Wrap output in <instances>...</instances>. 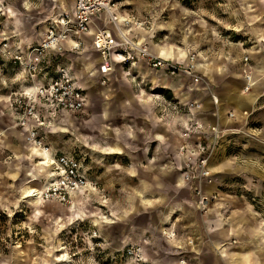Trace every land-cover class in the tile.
I'll return each mask as SVG.
<instances>
[{
  "label": "rangeland",
  "instance_id": "rangeland-1",
  "mask_svg": "<svg viewBox=\"0 0 264 264\" xmlns=\"http://www.w3.org/2000/svg\"><path fill=\"white\" fill-rule=\"evenodd\" d=\"M63 1L66 2L65 11L72 13L74 0H0V31L7 36H18L21 41L25 38L29 43L24 45L29 46L41 39L44 26L56 18V13L61 15ZM114 1L120 15L132 20V24L124 29H129L131 38L139 42L145 40L149 47L150 43L154 46V53L156 49L166 51L184 63L189 54L195 55L196 72L201 79L195 82L185 75H166L171 86L180 88L175 95L171 88L159 89L156 87L162 84L149 82L154 71L146 67L129 70L117 66L102 86L96 71L99 58L89 39H85L87 49L82 54L70 52L65 57L67 60L62 58V62L72 65L77 80L80 75H87L88 84L92 86L85 88L90 107L84 115L62 114L52 121L44 133V140L53 155L64 154L83 160L94 189L84 197L79 196L74 208L32 198L34 186L24 183L19 187L25 180H19L18 176L16 182L7 179L11 178L12 172L24 171L28 165L35 168L39 153L29 145L24 147V142L21 145L9 136H3L0 147L6 149L0 150V264H131L121 257L124 248L138 241L143 247L140 243L143 232L164 222L166 216L177 211L179 206L181 192L176 183L180 177L177 171L180 160L174 153L177 146L175 133L181 129L182 119L186 120V115L190 114L188 104H200L199 111H202L203 102L196 94L189 98V88L242 86L233 77L240 58L254 52L253 46H264V0ZM101 17L100 27L118 38L114 29L107 25L106 17ZM15 19L21 20L20 31H15L19 28ZM92 72L95 75L90 76ZM128 72L131 75L137 72L143 78L132 81ZM235 76L240 78L239 74ZM19 82L25 85L23 78ZM126 86H134L137 91L133 93L137 96L127 99ZM102 87H110L113 91L103 97L95 90ZM5 93L0 92V101L2 97L9 100L10 94L6 96ZM175 97L187 99L186 105L175 102ZM104 103H108L107 117L102 115ZM259 103H264V97ZM147 118L153 120L151 126L155 132L157 118L160 119L165 132L162 146L166 164L165 171H151L148 175L131 165L132 156L129 155L131 151L139 152L144 144L141 135L145 133ZM2 122L0 119V128L5 129ZM3 133L0 130V134ZM10 143L17 147V152L9 151ZM225 143L224 138L217 140L212 162H220L226 156L233 159L236 168L229 173L228 180L214 178L213 184L217 194L229 200L224 206L226 214L238 210L232 213L233 225L253 228L254 236L249 239L258 243L256 231L264 230V109L252 114L240 135L231 140L226 149ZM111 147L119 154H110ZM29 188L34 189L27 193ZM162 195L168 200L161 201ZM190 196L193 197L191 192ZM11 201H17L15 210L9 208ZM186 206L191 210L189 205ZM237 214L242 216L238 220ZM198 216L201 223L204 218ZM192 221L182 219L177 222L188 224ZM160 229L168 230V227ZM93 232L96 237H91ZM152 249L151 254H154ZM259 249L264 252L262 240ZM260 258L264 263V255Z\"/></svg>",
  "mask_w": 264,
  "mask_h": 264
},
{
  "label": "built area",
  "instance_id": "built-area-1",
  "mask_svg": "<svg viewBox=\"0 0 264 264\" xmlns=\"http://www.w3.org/2000/svg\"><path fill=\"white\" fill-rule=\"evenodd\" d=\"M101 16L106 17L107 25L114 29L118 37L115 38L113 33L106 29H98L91 36L90 46L99 58L97 72L101 85L106 84L108 76L117 66L127 67L129 70L143 66L170 77L185 75L195 82L201 79L196 72L195 55L189 54L186 63L176 59L166 60L151 51L147 43H139L131 38L129 29H124L132 24V20L120 15L114 0H76L72 13H63L56 19H51L39 42L25 50L18 46L15 40L17 36H7L0 31V74L6 68L14 67L19 70V75L25 82V87L10 93L9 117L33 148L43 149L50 154L44 133L52 121L61 114H86V90L76 79L72 68L61 60L70 52L84 51L86 35L91 30L90 25L93 20L100 25V19L103 18ZM242 61L244 64L249 61L247 54ZM135 78L136 76L131 75L132 81ZM249 79L250 73H245L244 93H249L253 87L249 85ZM210 97L216 107L217 98L214 95ZM200 109V104H188L187 110L190 114L186 115V120H182L181 142L176 149V157L180 160V181L190 189L196 210L200 217L204 218L209 213V205L213 200L205 191V186L214 181L209 163L223 131L217 123L211 125L200 122L192 113L193 110ZM227 116L233 118L234 114L229 112ZM48 170L50 179L40 194L43 202L72 207L79 196H86L94 189L83 160L75 156L50 154ZM161 233L168 241L177 236L175 229H162ZM96 236V232H93L91 237ZM187 245L195 247L196 239L189 237ZM180 248L178 245L177 249ZM121 257L131 264H147L144 249L140 244L125 247ZM178 264H187V258L182 256Z\"/></svg>",
  "mask_w": 264,
  "mask_h": 264
},
{
  "label": "crops",
  "instance_id": "crops-1",
  "mask_svg": "<svg viewBox=\"0 0 264 264\" xmlns=\"http://www.w3.org/2000/svg\"><path fill=\"white\" fill-rule=\"evenodd\" d=\"M75 1L76 0H74L73 5ZM65 4L66 2L63 1V3H61L60 5L61 14L67 13L65 11L66 10ZM9 9H11V7H9ZM58 16L60 15L56 13L55 17L57 18ZM15 20H17L19 28L18 29L14 28V29L15 31H20L21 20L20 19H15ZM46 28L47 27L44 26L43 31L41 32L42 34L40 33L39 38H42ZM90 29H91L90 33L91 31L92 33L86 35V39L89 40H91L92 34H94L98 29H103V28L100 27L97 21L93 20L90 25ZM134 30L137 31L138 29H134ZM15 40L17 41L20 49L25 50L26 48H29L34 44L38 43L40 39L29 46L24 45V43L28 42L25 38H23L21 41L20 38H18L17 36L15 37ZM137 41L139 42V40ZM140 42L146 43L145 40H142ZM150 47H151L150 48L151 51L154 52V46L151 43H150ZM254 47L255 46H253L254 52H250V54H248L249 52L246 53L249 57V61L246 64L243 63L242 59L246 55L244 54L240 58L241 60L239 62V68L237 69V72L233 74V77L238 81H240L241 82L240 84L242 86H230V85L207 86V87L193 86L190 87L188 90L190 91V93L188 94L189 98L196 94L195 96H199V98L203 101L201 103L202 111L193 110L192 113L194 114V116H196V118L200 122L204 124H211V125H214L216 123L218 124L219 129L223 131L220 139L224 138L226 141L225 143L226 145H224V149L229 147L231 140H233L237 135H240V132L245 127L246 122L252 116V114H254L256 111H259L260 109L261 110L264 109V103H262V105L259 103L261 99L264 97V46L260 48L257 47L254 48ZM86 49L87 47L84 48V50ZM66 50L67 52H69V48H67ZM240 51L244 52L242 50ZM155 52H156L155 54L159 57L170 54L169 56L171 57V59L179 60V58L172 53H166V51H159V49H156ZM76 54L80 55L82 53L80 52ZM238 54L240 55V52ZM65 59L67 60V58ZM64 63L72 68V65L69 64L68 62L64 61ZM87 65L88 64L85 63V66ZM197 67H199V65ZM18 72H19L18 69H15L14 67H8L3 71L2 74H0V92L6 91L5 95L7 96L8 94H10L9 92L16 91L17 88L19 90L22 86H25V85H20L19 81L21 79V76L19 75ZM245 73H250L251 76L250 85H253L249 93L243 92V87L245 86V80H244ZM133 74L136 76L135 80L143 78V76L141 75L140 77V74L137 72L136 73L134 72ZM235 74H239L240 78H237ZM91 75L93 76L95 75V73L92 72L90 76ZM257 78H259L258 81ZM78 81L82 86H84L83 87L84 89L85 88L88 89L92 87L91 85L88 84L87 75L86 76L80 75L78 77ZM149 82L154 85L162 84L161 86L156 87L159 89L171 88L174 91L175 95H177V93L180 92V88L177 86L176 87L171 86L170 82L166 80V75L163 74H159L155 72L153 75H151V78H149ZM95 90L98 94H101V96L103 97L109 96L107 95V92L113 91V89H111L110 87H106V88L102 87V88H97ZM126 90H127V99L129 97L137 96L133 93L137 91L134 88V86H126ZM211 95H214L218 100V104L216 107L213 105L211 101V97H210ZM174 99L175 102H177L180 105H186L187 103V99H181L177 97H175ZM8 103H9L8 98L5 99V97H2V100L0 101V119H2L3 121L2 126L4 124L5 129L0 128V130L4 131L3 134H0V140L3 139L2 138L3 136L7 135L11 140L17 143H21V145L24 142V147H29L28 144L25 143V137L23 132L14 126L13 121L9 117ZM107 105L108 103H104L102 105V115L104 117L108 116ZM88 111H89V107L87 105L86 112L88 113ZM229 112H233L234 114L233 118H228L227 114ZM213 113H216V115L214 116ZM5 119L7 120L8 124H6ZM147 119L148 120L145 121L143 120L146 127H145V133L141 135V137L144 140L143 142L144 144L140 148L139 152L135 153L134 151H131L129 155L132 156L131 165L134 166L135 169H138L143 173L147 172L148 175L149 172L151 171H158V172L165 171L166 164L164 163L165 149L162 146L165 142L164 141L165 132L162 130L160 119L157 118L158 122H156V124L158 129L156 132L154 131L153 126H151L153 120H150V118ZM180 132L181 129H178V131H176L175 133L176 135L175 137H177V146L174 147L175 151L179 143L181 142ZM150 144H152L153 146H151ZM10 146H8L10 152L15 153L18 151V150L16 151L17 147L13 146L11 143ZM3 149H6L5 146L0 147L1 151H4ZM113 150L115 149L111 147L110 154L112 155L119 154L117 150H115V152H113ZM32 151L34 150L32 149ZM175 151L174 153H176ZM50 154L51 156L53 155L51 149H50ZM222 155L224 156V152ZM39 158L41 160L46 159L45 157L41 158L40 155ZM40 159H38L39 161L38 164L34 165L35 168L32 167L33 165H28L26 166L28 172L26 168H24L25 169L24 171L21 170L22 172L20 171L17 173L14 171L10 174L11 178L7 179V181L16 182L15 179L18 176L19 180H23V179L25 180L22 181L20 185H18L19 187H21L24 183H26V185H30V186L32 185L34 187L36 186L37 189H42L40 184L44 185L45 182L48 183L50 179V174L47 172L48 166L45 163L42 165V168L38 167L40 163ZM212 160L213 158L210 160L209 168L210 171L212 172L213 177L216 179H220L222 181L228 180L227 178L229 177V173L234 171L236 168V164L235 162H233V159H229L228 157L224 156L223 160L220 162H217L215 160L214 162H212ZM20 167H23V165H20ZM217 167L219 168L213 171V168H217ZM178 170L179 169L177 168V171ZM23 175H25L24 178ZM147 180L150 181V176H147ZM163 185L165 187L164 183ZM181 185L182 182L178 177L176 186L178 190H180L181 192V199L179 201V206L176 207L177 211L171 212V215L169 214L168 216H166L167 218L164 220V222L159 223V225L157 227H153V229L150 228L148 232H143V234L140 237V243H142L143 247H145L144 259L146 260L147 264H178V260L182 256H185L187 258V264H264L260 258L262 255H264V252L261 253L259 249L260 241L261 240L264 241L262 236V234L264 235V230L260 228L258 229L259 231L258 230L256 231V234L259 235L256 239L258 240L257 241L258 243H252V238L250 240L249 237L254 236V229L251 227L243 229L237 227L236 225H233V223L231 222L232 213L237 212L238 210L234 209L231 211L230 214L229 213L226 214V211L224 210L225 209L224 206H225V202H229V200H226V198L224 196L219 195V193L217 194V191L215 189V184L213 183L205 186L206 193L210 198H213V200H211L210 202L211 210L209 211L207 216L204 217L201 223L198 222L199 216L197 211L195 210L196 208L194 206L195 202L193 201V197L190 196L191 191L188 187H184ZM146 188H149V185ZM159 199L161 201L168 200L163 195L160 196ZM15 202L17 203V201L10 202L11 203V206L9 207L10 210L11 209L15 210V205H16ZM186 205H189L191 207V210ZM237 216H238L237 220L242 217L240 214H237ZM182 219H190L193 221L189 222L188 224H186L185 222L179 224L177 221H181ZM174 220L176 221L174 222ZM235 224H236V220H235ZM163 226H167L168 229L176 230L177 236L174 240L168 241L160 235V230L162 231V229L160 228ZM189 237H193L196 239V246L193 248L187 245V239ZM128 241L131 240L128 239ZM138 242L136 244H138ZM178 245H180L181 247L180 250L177 249ZM150 247H153V249L152 248L151 249L154 254H151Z\"/></svg>",
  "mask_w": 264,
  "mask_h": 264
},
{
  "label": "bare ground",
  "instance_id": "bare-ground-1",
  "mask_svg": "<svg viewBox=\"0 0 264 264\" xmlns=\"http://www.w3.org/2000/svg\"><path fill=\"white\" fill-rule=\"evenodd\" d=\"M62 15V14H61ZM56 19V18H55ZM16 28V27H15ZM133 30L135 29V28H132ZM139 32V31H138ZM91 33H92V31H91ZM91 33H89V34H91ZM124 34H126V32H123ZM162 50V49H161ZM170 54H168V55H166V56H162V57H164L165 59H167V60H171V57L169 56ZM195 68H196V66H195ZM249 81H251V77H250V79H249ZM249 85H250V82H249ZM103 86V85H102ZM159 86V85H158ZM88 107H90V100L88 101ZM31 148H33L29 143H27ZM36 152H38L39 153V155L41 156V158H43V157H45L46 159H40V163H39V165H38V167H41L42 168V165L45 163L47 166H48V161L50 160V154H49V152H47V151H45V150H43V149H35V148H33ZM175 155H177V153H175ZM43 160H44V162H43ZM45 168V167H44ZM43 170V169H42ZM211 172V171H210ZM212 174V173H211ZM47 184L48 183H46L45 182V184L44 185H40L41 186V188L42 189H37L36 188V186H35V189L34 188H29L28 190H27V193L28 192H30V191H32L33 189V193H32V198L33 197H37V198H40V200L42 201V199H41V197H40V194L44 191V189L46 188V186H47ZM24 197V196H23ZM37 202H39L38 200H36ZM31 202V201H30ZM33 202H34V200H33ZM37 202L36 203H33V204H37ZM43 202V201H42ZM32 203V202H31ZM41 203V202H40ZM162 232V231H161ZM162 234V233H161ZM172 241V240H171Z\"/></svg>",
  "mask_w": 264,
  "mask_h": 264
}]
</instances>
